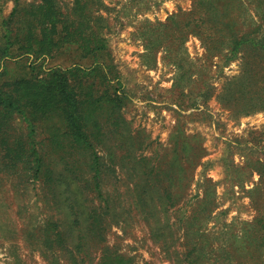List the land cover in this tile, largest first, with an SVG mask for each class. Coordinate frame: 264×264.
<instances>
[{
    "label": "rangeland",
    "instance_id": "rangeland-1",
    "mask_svg": "<svg viewBox=\"0 0 264 264\" xmlns=\"http://www.w3.org/2000/svg\"><path fill=\"white\" fill-rule=\"evenodd\" d=\"M55 1L64 13H70L73 0ZM256 1L231 0L234 8L230 11L239 16V31L258 24L254 16ZM41 3L18 0L23 13ZM195 4L200 9L205 5L203 0H88L90 12L102 17L96 25L107 48L106 58L111 60L127 97L119 111L123 120L120 125L128 141L137 145L136 150L126 154L117 147L120 136L111 135L113 127L104 126L105 139L113 145L107 144L111 150L102 149L101 154L108 160L116 159L115 172L105 177L103 198L95 197L91 205L105 204V192L114 201L107 204L105 235L101 240H90L87 234L82 249L71 236L72 231L58 242L54 228L45 227L65 221L55 205L58 203L48 197L43 185L28 177V167L20 166L16 171L0 164V264H98L107 247L124 256L125 264H190L183 225L201 205L206 192L212 205L205 211V227L218 238L213 247L222 246L223 251L206 248L199 264H236L237 258L233 252L228 256V251L241 246L239 230L256 215L253 201L264 198L263 185L260 193L251 192L259 182L257 170H264V112L244 116L221 107L215 99L225 80L238 74V61L225 67L217 58L207 63L206 51L193 35L185 37L178 52H174L175 25L170 23L163 30L159 23H169L170 18L184 21L183 14ZM13 6V0H0V47ZM256 13H264V7ZM158 37V45L146 49L147 42ZM69 61V57L51 56L37 59L34 64L42 66L39 74H46L54 66L66 68ZM31 62L30 56H19L5 63L16 71ZM179 62L184 70H177ZM177 75L181 87L173 88ZM206 89L211 97L204 104L198 92ZM8 134L13 143H26L33 137L39 144L46 138L42 128L29 136L30 128L18 114L12 116ZM183 143L188 145L187 153L182 151ZM132 155L148 158L149 166L157 170L167 168L177 158L174 185L168 190L176 198L173 205L153 199L155 210L143 212L137 196L139 177L133 174L130 162ZM189 156L197 158L186 182L188 171L182 173L178 166H186ZM162 184L161 190L167 183ZM47 235L50 242L46 241ZM261 257L264 260V249Z\"/></svg>",
    "mask_w": 264,
    "mask_h": 264
},
{
    "label": "trees",
    "instance_id": "trees-1",
    "mask_svg": "<svg viewBox=\"0 0 264 264\" xmlns=\"http://www.w3.org/2000/svg\"><path fill=\"white\" fill-rule=\"evenodd\" d=\"M206 1L203 0L204 8L200 9L202 2H199V6L195 4L183 14L184 21L170 18L169 23H159V26L165 30L170 23L175 25L176 30L172 31L176 35L174 52H178L185 37L193 35L205 49L207 63L217 58L225 67L238 61V74L227 78L215 96L221 107L244 116L264 112V13H256L259 7H264V0L256 1L254 16L258 24L244 32L236 27L239 16L230 11L234 8L231 0ZM13 3L5 22L4 44L0 47V164L16 171L20 166L21 169L22 166L28 167V177L43 185L48 197L58 203L55 205L65 221L62 224L51 222L45 227L54 228L58 242L62 241L63 234L72 231L74 235L71 236L82 249L87 234L91 236L90 240L95 237L101 240L105 235L107 204L114 201L105 192V204L91 205L95 197L103 198L105 177L115 172L116 159L108 160L101 154L102 149L111 150L108 147L113 145L105 139L104 126L109 124L113 127L111 135L120 136L117 147L126 150V154L136 150L137 145L128 141L120 125L123 120L119 111L127 97L111 60L106 58L107 48L96 25L98 18L102 17L90 12L86 7L88 0H73L70 13H64L55 0H42L39 6L34 4L31 11L25 13L20 10L18 0H13ZM158 41L159 37L149 40L146 49H153ZM149 54L152 57V52ZM19 56H30L32 62L24 69H9L6 60ZM51 56L69 57V64L66 68L54 66L46 74H39L42 66L34 62ZM176 67L184 70L182 62ZM178 77L173 88L181 87ZM198 93L204 104L211 97L207 89ZM14 114L25 120L30 128L29 136L42 128L46 138L39 144L33 137L26 143H13L8 129ZM187 146L183 143L182 151L187 153ZM131 157L133 174L139 177L137 196L143 212L148 214L155 210L153 199L173 205L176 198L168 190L174 185L177 158H173L167 168L157 170L155 166H149L148 158ZM196 158L189 156L186 166H178L182 173L188 171L186 182L191 178L189 172L196 165ZM257 174L259 182L251 191L256 194L261 192L260 185L264 186V170H257ZM164 181L167 185L161 190ZM253 203L256 215L252 222L243 223L239 230L242 235L237 236L241 246L233 248L230 245L232 248L228 251V256L233 252L237 258L236 264L264 263L261 257L264 249V198ZM200 204L192 217L187 216L183 225L190 264H199L200 258L208 251L206 248L223 251L222 246L213 247L218 238L211 233L212 229L205 227V211L212 205L207 192ZM162 207L164 209V204ZM212 209H208V213ZM45 238L50 242L48 235ZM191 238L196 239L190 241ZM234 239L237 240L236 237ZM110 250L103 248L98 264L126 263L124 256Z\"/></svg>",
    "mask_w": 264,
    "mask_h": 264
}]
</instances>
